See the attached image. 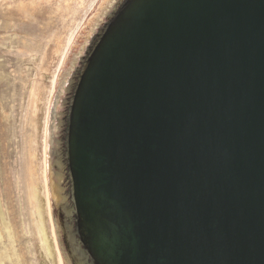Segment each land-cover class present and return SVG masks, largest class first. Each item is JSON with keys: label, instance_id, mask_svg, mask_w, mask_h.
<instances>
[{"label": "water", "instance_id": "1", "mask_svg": "<svg viewBox=\"0 0 264 264\" xmlns=\"http://www.w3.org/2000/svg\"><path fill=\"white\" fill-rule=\"evenodd\" d=\"M46 156L58 264H264V0H98Z\"/></svg>", "mask_w": 264, "mask_h": 264}, {"label": "rangeland", "instance_id": "2", "mask_svg": "<svg viewBox=\"0 0 264 264\" xmlns=\"http://www.w3.org/2000/svg\"><path fill=\"white\" fill-rule=\"evenodd\" d=\"M46 1L0 0V264L48 263L34 211L49 237L50 102L70 45L98 2Z\"/></svg>", "mask_w": 264, "mask_h": 264}, {"label": "bare ground", "instance_id": "3", "mask_svg": "<svg viewBox=\"0 0 264 264\" xmlns=\"http://www.w3.org/2000/svg\"><path fill=\"white\" fill-rule=\"evenodd\" d=\"M23 2H24V0H19V3H17V5H23ZM82 4H83V0H80L79 5L81 6ZM47 142H48V140H47ZM44 188H46L45 180H44ZM48 191H49V180H48ZM46 194L47 193L45 190V201L47 203L46 216H47V219L49 221V228H50L49 237L51 236L50 239L47 236L44 218H43L42 214L40 213V209H36L34 211L35 229H36L37 235L39 237V242H40L39 249H40L41 253L44 255L45 260H47V262H48L47 264H58L57 259H56L55 254H54L53 229H52V223H51L50 215L48 213L49 212V210H48L49 201H48ZM49 194H50V192H49ZM50 210H51V205H50Z\"/></svg>", "mask_w": 264, "mask_h": 264}]
</instances>
